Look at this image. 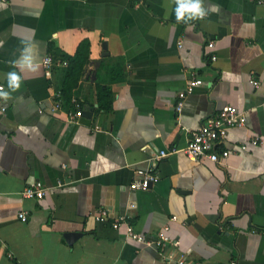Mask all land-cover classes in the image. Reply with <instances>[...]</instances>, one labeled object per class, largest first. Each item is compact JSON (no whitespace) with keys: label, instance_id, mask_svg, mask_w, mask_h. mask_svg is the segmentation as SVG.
Listing matches in <instances>:
<instances>
[{"label":"crops","instance_id":"obj_1","mask_svg":"<svg viewBox=\"0 0 264 264\" xmlns=\"http://www.w3.org/2000/svg\"><path fill=\"white\" fill-rule=\"evenodd\" d=\"M203 4L207 16L188 30L174 0L0 2V87L9 91L7 73L19 71L12 61L25 46L37 65L0 100V264H169L124 226L99 223L100 209L127 217L149 241H178L167 252L191 264H264V0ZM84 40L90 60L73 91L83 111L76 123L75 106L53 108ZM195 79L203 84L178 112ZM98 85L111 87L109 112L99 109ZM225 106L248 115L217 145L230 156L192 161L183 153L192 132ZM254 137L260 145L241 151ZM172 149L148 191L130 189L154 151ZM38 182L45 196L23 199Z\"/></svg>","mask_w":264,"mask_h":264},{"label":"built area","instance_id":"obj_2","mask_svg":"<svg viewBox=\"0 0 264 264\" xmlns=\"http://www.w3.org/2000/svg\"><path fill=\"white\" fill-rule=\"evenodd\" d=\"M8 0H0V2H7ZM208 48L213 50L215 48L214 41L208 43ZM209 60L215 62L217 57L212 55ZM54 64V59L52 56H48L43 61V66L46 70L48 76L51 75L52 66ZM253 85L259 88V83L252 82ZM203 84L201 79H195L188 83L184 92L181 93L180 97L182 101L179 102L177 106V111L180 112L183 107L184 99L192 94L195 89ZM63 98L61 92L57 94L55 107L53 111H58L63 107ZM72 105L78 110L69 113V120L71 122H76L82 116L83 111L79 102L73 98ZM5 111V109H3ZM248 123V115L244 111L239 110L233 106L223 107L217 115L208 119L204 124H202L198 129L194 130L191 134L190 144L183 150V153L192 161H202L203 159H208L214 163L224 164L231 152L228 150H223L221 152L217 151V145L222 143L228 136L229 131L236 128L246 127ZM261 138L254 137L249 144H244L240 146L241 151H246L249 145L256 147L260 145ZM179 151L177 149H172L170 151L161 150L154 151L151 156L146 160L147 169L137 170L136 179L130 186V189L135 191H148L149 188L159 180L158 176V166L159 164L170 157L171 155L177 154ZM46 188L40 182L35 183L29 187H26L22 193L23 199H42L45 196ZM96 220L99 223H107L113 229H119L124 226L126 229L127 238L133 240L139 244L145 245L147 247H153L160 251L163 259L169 264H191L188 261V256L185 254L177 255L175 251L167 252V247L172 246L174 248L178 247V241H175L165 234L159 236L156 241H149L143 235L136 232L132 224L128 221L127 217L121 216L115 220L110 219V211L108 209H100L95 215ZM18 218L22 222H27L26 212H21ZM168 230V227H166ZM200 264V263H197Z\"/></svg>","mask_w":264,"mask_h":264},{"label":"clouds","instance_id":"obj_3","mask_svg":"<svg viewBox=\"0 0 264 264\" xmlns=\"http://www.w3.org/2000/svg\"><path fill=\"white\" fill-rule=\"evenodd\" d=\"M174 4L176 21L187 25L188 30H192L194 27L191 23L192 21L203 20L207 16L203 0H174ZM24 53L26 54H21L12 61L13 67L19 71H10L7 73L9 91H5L3 87H0V100L8 101L11 99V93L17 91L21 87V72H35L37 70L32 49L25 46Z\"/></svg>","mask_w":264,"mask_h":264},{"label":"trees","instance_id":"obj_4","mask_svg":"<svg viewBox=\"0 0 264 264\" xmlns=\"http://www.w3.org/2000/svg\"><path fill=\"white\" fill-rule=\"evenodd\" d=\"M89 60L90 42L84 40L79 44L74 56L68 60L66 75L60 90L65 104L72 105L73 91L77 89ZM98 104L100 110L108 112L112 110L113 105L110 86L98 85Z\"/></svg>","mask_w":264,"mask_h":264},{"label":"water","instance_id":"obj_5","mask_svg":"<svg viewBox=\"0 0 264 264\" xmlns=\"http://www.w3.org/2000/svg\"><path fill=\"white\" fill-rule=\"evenodd\" d=\"M92 111H88V113L85 112V114H87V116L91 117L92 116ZM72 238L76 237L75 235L71 236Z\"/></svg>","mask_w":264,"mask_h":264}]
</instances>
